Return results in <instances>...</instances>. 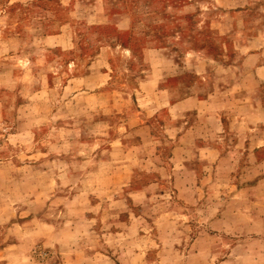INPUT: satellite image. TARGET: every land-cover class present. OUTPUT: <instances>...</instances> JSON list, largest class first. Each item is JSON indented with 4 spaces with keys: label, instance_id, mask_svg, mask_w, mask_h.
Listing matches in <instances>:
<instances>
[{
    "label": "rangeland",
    "instance_id": "1",
    "mask_svg": "<svg viewBox=\"0 0 264 264\" xmlns=\"http://www.w3.org/2000/svg\"><path fill=\"white\" fill-rule=\"evenodd\" d=\"M260 33L264 0H0V264H264Z\"/></svg>",
    "mask_w": 264,
    "mask_h": 264
},
{
    "label": "crops",
    "instance_id": "2",
    "mask_svg": "<svg viewBox=\"0 0 264 264\" xmlns=\"http://www.w3.org/2000/svg\"><path fill=\"white\" fill-rule=\"evenodd\" d=\"M259 38L261 40H263V42H264V33H262V34L260 33ZM263 45H264V43H263ZM257 56H258L260 63L256 64L257 67L255 69V73H256L255 75L258 78L259 82L264 83V46L258 50Z\"/></svg>",
    "mask_w": 264,
    "mask_h": 264
}]
</instances>
